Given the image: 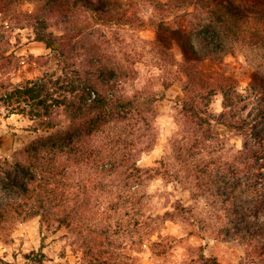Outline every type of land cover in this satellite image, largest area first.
I'll return each instance as SVG.
<instances>
[{"label": "rangeland", "instance_id": "obj_1", "mask_svg": "<svg viewBox=\"0 0 264 264\" xmlns=\"http://www.w3.org/2000/svg\"><path fill=\"white\" fill-rule=\"evenodd\" d=\"M46 1L0 0V54L6 58L0 66V158L11 159L14 150L31 138L30 129L35 124L28 115V106L20 105L25 110L22 113L13 111L16 105L7 103L5 94L29 80L57 71L56 56L36 40L34 31L60 36L64 28L78 25L83 32L74 41L77 40L81 48L94 46L90 54H103L107 56L105 63L119 61L128 68L132 77L122 86V93L129 95L134 90L149 89L161 98L154 120L155 141L139 156L138 162L142 168L155 170L145 187L146 193L152 195L147 214L153 216L155 229L151 240L143 242L138 240L134 229L125 237L111 233L108 236L111 247H107L108 240L104 245L108 255L100 256L96 262L86 249H93L99 241L96 235L87 234L84 229H47L39 217L5 220L0 225L3 227L0 264H192L191 261L198 262L201 255L216 258L220 264H258L257 251L254 253L250 247L253 238L248 234H256L258 228L263 227L264 218L251 219L250 225L239 226L237 233L227 215L229 206L223 205L221 196L236 195L244 210H257L252 201L256 196L236 188L238 183L244 186L247 178L242 173H233L232 167L238 163L242 138L219 123L224 111L222 93L216 92L209 106L216 120L214 134L200 132L196 138V159L208 164L211 170L201 178L192 173L191 167L184 169L185 162L180 163L177 155L183 145L192 142L193 133L180 116L179 107L185 77L178 70L185 55L177 40L165 41L167 50L160 55L154 40L158 24H165L167 29L181 27L198 53L201 61L198 66L203 70L235 74L236 89L245 96L251 72H264L262 42L257 43L247 33L252 27L258 30L263 27L264 21L257 18L256 12H264V0H229L236 8L233 13L222 5V0H120L130 5L131 23L126 25L101 24L84 8L65 13L59 9L58 1L53 2V9L47 8ZM50 10L53 13H49ZM247 14L248 19L244 18ZM33 16L45 18L48 29L36 25ZM190 56H193L191 52ZM163 80L172 85L163 89ZM253 104L245 114L257 107V101ZM186 156V162H191ZM181 205L195 215L187 216L185 222L174 217L171 221L173 209L170 207ZM166 211L171 215L164 217ZM258 211L264 212V208ZM195 217L201 221L196 223Z\"/></svg>", "mask_w": 264, "mask_h": 264}, {"label": "trees", "instance_id": "obj_2", "mask_svg": "<svg viewBox=\"0 0 264 264\" xmlns=\"http://www.w3.org/2000/svg\"><path fill=\"white\" fill-rule=\"evenodd\" d=\"M56 1L65 13L78 8L92 12L93 19L101 24L131 23L130 5L120 0H47L46 7L53 9ZM222 5L230 13L236 9L229 0H222ZM256 16L264 21L263 11L256 12ZM248 17L247 14L244 18ZM32 20L41 29H48L45 18L33 16ZM82 32L78 25L64 28L60 36L35 30L36 40L56 56L57 71L29 80L5 94L6 102L16 105L13 111L22 113L25 110L20 105H27L35 124L30 129L31 138L14 150L11 159L0 158V225L5 220L39 217L47 229H84L87 234L97 236V245L86 252L98 262L100 256L108 255L104 245L108 240L107 247H111L108 239L111 233L124 236L134 229L140 242L153 236L155 220L147 214L152 195L146 193L145 187L155 170L142 168L138 162L139 156L155 141L154 120L161 98L149 89L134 90L129 95L122 93V86L132 77L128 68L119 61L105 63L107 56L103 54H90L94 46L81 48L74 39ZM156 32L154 45L160 48V55L167 50L165 41L174 40L185 55L178 70L185 77L179 107L180 116L193 133L192 142L177 152L178 161L185 162L182 167H191L192 173L201 178L211 171L208 164L196 159L195 145L200 132L214 134L216 120L209 106L216 92L223 96L224 111L219 123L242 138L238 163L232 167L233 173H242L247 178L244 186L237 182L236 188L256 196L252 201L257 210H244L236 195H221L223 205L229 206V221L239 233V226L247 228L251 219L264 218V212L258 211L264 208V72H251L250 87L244 96L236 89L235 74L198 66L201 62L198 53L181 27L167 29L161 23ZM247 33L264 47V24L261 29L252 27ZM4 59L0 54V66ZM171 85L165 80L161 82L163 89ZM253 101H257V107L245 114ZM184 155L191 162H186ZM103 197L108 200L101 202ZM170 208L173 214L166 211L163 216L171 215V221L177 218L185 222L187 216L195 215L182 205ZM195 221L201 220L195 217ZM258 229L248 237L253 238L250 247L254 253L257 251L256 262L264 264V224ZM191 263L220 264L216 258L207 259L203 255L198 262Z\"/></svg>", "mask_w": 264, "mask_h": 264}]
</instances>
